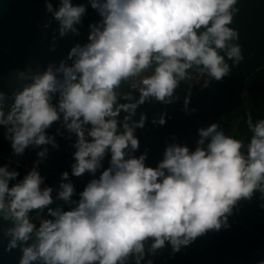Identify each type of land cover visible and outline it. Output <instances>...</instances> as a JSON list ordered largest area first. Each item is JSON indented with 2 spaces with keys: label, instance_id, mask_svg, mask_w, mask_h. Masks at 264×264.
<instances>
[{
  "label": "clouds",
  "instance_id": "1",
  "mask_svg": "<svg viewBox=\"0 0 264 264\" xmlns=\"http://www.w3.org/2000/svg\"><path fill=\"white\" fill-rule=\"evenodd\" d=\"M89 3L100 20L89 25L85 43L43 71L18 72L22 87L12 93L7 111L8 96L0 91V127L15 156L31 146L40 149V160L46 158L48 145L59 147L47 130L59 122L68 139L76 137L71 175L93 177L74 199L70 174L63 172L54 197L53 187H42L39 161L18 181L17 170L0 166V218L12 222L4 235L7 250H21L19 264H128L133 258L135 264H153L146 257L167 244L179 252L210 230L230 227L240 201L257 191L264 195V119L254 121L251 113L246 145L213 123L198 130L194 150L168 143L156 167L146 164V151L135 155V131L147 121L146 113L135 119L141 105L179 100L176 90L191 80L190 70L208 87L231 72L225 57L233 65L244 59L235 43L239 33L230 27L237 0ZM46 10L60 37L80 34L85 4L60 0L57 8L47 0ZM190 96L189 89L186 112L195 111ZM153 123L165 124L166 112ZM56 201L63 204L52 207Z\"/></svg>",
  "mask_w": 264,
  "mask_h": 264
},
{
  "label": "trees",
  "instance_id": "2",
  "mask_svg": "<svg viewBox=\"0 0 264 264\" xmlns=\"http://www.w3.org/2000/svg\"><path fill=\"white\" fill-rule=\"evenodd\" d=\"M81 3L87 6V11L78 25L80 34L77 35L76 44L86 42L89 25L96 22L95 12L89 0H79V4ZM235 7L238 11L234 14L230 27L239 33V39L235 43L241 46L244 59L239 65H233L232 61L225 57L231 66V72L222 80L212 79L208 87L201 86L199 92L201 101L197 105L205 106L211 124L218 123L227 135L242 140L246 145L251 137L246 123L247 115L251 113L254 121L264 119V0H237ZM190 74L192 79L204 78L195 70H190ZM144 106L149 110L140 112L138 109L135 119L138 120L141 113H146L147 121L144 128L155 133H150L142 141L139 139L140 147L135 155L139 156L146 151V164L156 167L163 159V153L168 145L166 138L160 135L163 130L167 128L173 136H177L179 131L184 134L193 124V120L191 111H188L180 130L177 129L175 122L168 126L153 123V119L162 113L166 112L167 120L172 110H184V102L180 97L170 105L153 100L144 103ZM189 109L195 107L189 106ZM5 133L6 129L0 127V166L8 165L10 169L17 170L20 174L18 181L37 166L39 161L38 170L45 178L42 187H53L54 197L59 191L62 173L68 171L69 180L75 187L73 198L79 199V193L93 177L89 173L81 177L71 175V165L74 161L68 157V152L74 148L76 139H65L53 124L49 128V135L55 136L61 152L49 160H40L37 155L39 148H34L31 154L25 150L22 156H15ZM188 146L194 150L197 144ZM103 165L104 168L109 166L106 163ZM99 174L98 172L97 176ZM17 181H11L10 186ZM58 204L63 202L56 201L52 207ZM32 216L35 217V213H32ZM35 222L39 224V221ZM228 222L230 227L221 228L219 231L210 230L179 252L173 253L171 245L167 244L155 256L149 255L146 258L152 259L153 264H205L235 252L240 257L236 264H258L264 260V195L257 191L251 200L240 201L229 216ZM128 264H135L134 258Z\"/></svg>",
  "mask_w": 264,
  "mask_h": 264
},
{
  "label": "water",
  "instance_id": "3",
  "mask_svg": "<svg viewBox=\"0 0 264 264\" xmlns=\"http://www.w3.org/2000/svg\"><path fill=\"white\" fill-rule=\"evenodd\" d=\"M46 2L47 0H0V91L8 96L6 111L13 102L12 93L22 87L17 81L18 72L43 71L50 63L59 64L76 44L77 35L74 33L59 36V24L47 12ZM51 2L54 7H59L60 0ZM72 2L79 4V0ZM68 63L71 64V61ZM55 99L56 97L53 102ZM47 133L49 134V129ZM11 224V221L0 218V264H19L22 256L19 248L7 250L9 238L4 235V230Z\"/></svg>",
  "mask_w": 264,
  "mask_h": 264
},
{
  "label": "rangeland",
  "instance_id": "4",
  "mask_svg": "<svg viewBox=\"0 0 264 264\" xmlns=\"http://www.w3.org/2000/svg\"><path fill=\"white\" fill-rule=\"evenodd\" d=\"M94 10V9H93ZM95 12V16H96V22H98L100 20V17L98 15V13L96 12V10H94ZM199 81H201V79H192L187 81V82H181L180 87L176 90V94L182 99V101L184 102V99L186 96L189 95V89L191 92V96H190V106L195 107V110L198 111L197 113V117L198 118H205L206 117V110H205V106H198V102L201 101V99L199 98V92L202 86V81L201 83L197 84ZM191 84V86L189 85ZM134 95L138 98L139 97V92L136 91L134 92ZM197 106V107H196ZM140 112H147L149 110V108L147 106H141L138 108ZM137 109V110H138ZM124 113H121V119L123 118ZM175 118L177 121H180L181 119V115L175 114ZM166 124V123H165ZM54 126L58 129L60 128L61 132H64L63 137L65 139H68V133L65 129L61 128L60 123L56 122L54 123ZM138 135H136L138 137V139H142V138H146L149 136L150 133H154V132H149L146 128H138L137 132ZM167 140V144L173 142V139H171L169 136H166ZM71 139H76L75 135L72 136ZM179 144L182 145H190V144H196V141L194 140V138H190V135L188 134V132H186L185 135V139L180 142L179 140L175 141ZM34 147H29L28 149H26V153L31 154L33 152ZM48 155L46 156V158H44L45 160H49L51 159L53 156L59 154L61 152L60 149L58 148H54L51 145H48ZM75 151V149L73 148L72 150H70L68 152V157L74 161L73 158V152ZM43 159V160H44ZM110 161V153L105 157L103 164H109ZM239 255H237L235 252H233L232 254H230L229 256H225L222 259H219L217 261H213V262H208L205 264H236L239 260Z\"/></svg>",
  "mask_w": 264,
  "mask_h": 264
},
{
  "label": "flooded vegetation",
  "instance_id": "5",
  "mask_svg": "<svg viewBox=\"0 0 264 264\" xmlns=\"http://www.w3.org/2000/svg\"><path fill=\"white\" fill-rule=\"evenodd\" d=\"M190 113H191L190 115H191L192 120H193V124L190 126V128L187 129L186 132H188V134L190 135V138H194V140L196 141V144H197V141L199 139L198 130L202 127L210 126L211 122L209 121L207 114H206L205 118L200 119L197 117L198 111L195 110V111H191ZM175 114L181 115L180 121L176 120ZM186 116H187V113L185 110H178V111L172 110V112L170 113L169 119L166 120V124H164V126H168L171 124V122H175L177 129L180 130L183 127V123H184ZM147 126L150 127L151 125L147 124ZM137 130L138 129H136V131H135V135H138L136 133ZM186 132L184 134H182V132L179 131V132H177V136H173L169 132V130L166 128L163 130L162 134H160V135L164 136L165 138H166V136H169L171 139H173V141L179 140L180 142H182L185 139ZM142 140H143V138L141 139V141ZM166 140H167V138H166Z\"/></svg>",
  "mask_w": 264,
  "mask_h": 264
}]
</instances>
